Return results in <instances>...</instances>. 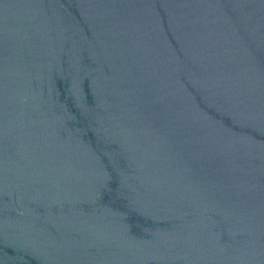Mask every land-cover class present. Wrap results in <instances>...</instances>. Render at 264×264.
Here are the masks:
<instances>
[{
    "label": "water",
    "instance_id": "obj_1",
    "mask_svg": "<svg viewBox=\"0 0 264 264\" xmlns=\"http://www.w3.org/2000/svg\"><path fill=\"white\" fill-rule=\"evenodd\" d=\"M0 264H264V0H0Z\"/></svg>",
    "mask_w": 264,
    "mask_h": 264
}]
</instances>
